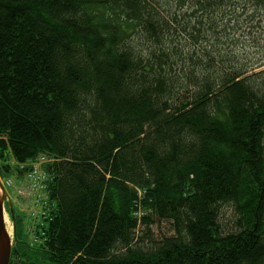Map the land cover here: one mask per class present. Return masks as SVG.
Returning <instances> with one entry per match:
<instances>
[{
	"label": "trees",
	"instance_id": "trees-1",
	"mask_svg": "<svg viewBox=\"0 0 264 264\" xmlns=\"http://www.w3.org/2000/svg\"><path fill=\"white\" fill-rule=\"evenodd\" d=\"M248 12L0 0V179L42 174L8 264H264V69L225 50Z\"/></svg>",
	"mask_w": 264,
	"mask_h": 264
},
{
	"label": "rangeland",
	"instance_id": "rangeland-1",
	"mask_svg": "<svg viewBox=\"0 0 264 264\" xmlns=\"http://www.w3.org/2000/svg\"><path fill=\"white\" fill-rule=\"evenodd\" d=\"M239 19L240 22H237V27L235 28V30L237 28L238 30H234L235 32L232 33L233 39L226 40L225 50L227 52H235L242 60L246 59L247 63H255L253 71L262 70L264 69V19L258 20L255 16H251V12L245 13V15L240 16ZM41 177V173H38V175H29L27 178L28 185H25V182L24 184L13 183L14 185H12V182L10 184L8 181L10 184L9 189H6L7 186H4L2 179H0V182L6 190L7 198L16 206L19 211L27 214L26 211L32 209L35 202L27 199L26 197H29L31 194L30 192L24 191H37L39 189L38 182H40L41 185ZM17 195H21L22 198L18 197ZM6 207L7 205L5 204V217L8 225L10 226L9 233L11 239H13V230L11 228L12 222ZM26 221L28 222V225L31 224V221H29L28 218H26ZM164 227L166 228L167 226H163V228ZM29 234H31L29 235L30 237L35 235H33L31 231Z\"/></svg>",
	"mask_w": 264,
	"mask_h": 264
},
{
	"label": "water",
	"instance_id": "water-1",
	"mask_svg": "<svg viewBox=\"0 0 264 264\" xmlns=\"http://www.w3.org/2000/svg\"><path fill=\"white\" fill-rule=\"evenodd\" d=\"M5 204L10 209L11 203L7 198V193L0 182V264H8L13 241L5 226ZM13 230V225H12Z\"/></svg>",
	"mask_w": 264,
	"mask_h": 264
},
{
	"label": "bare ground",
	"instance_id": "bare-ground-1",
	"mask_svg": "<svg viewBox=\"0 0 264 264\" xmlns=\"http://www.w3.org/2000/svg\"><path fill=\"white\" fill-rule=\"evenodd\" d=\"M5 217V216H4ZM5 226L8 232H10V226L7 223L6 217H5ZM11 228H12V224H11ZM10 234V233H9Z\"/></svg>",
	"mask_w": 264,
	"mask_h": 264
},
{
	"label": "built area",
	"instance_id": "built-area-1",
	"mask_svg": "<svg viewBox=\"0 0 264 264\" xmlns=\"http://www.w3.org/2000/svg\"><path fill=\"white\" fill-rule=\"evenodd\" d=\"M3 184H4V186L6 187V186H8L9 183H8V181H3ZM4 186H3V187H4Z\"/></svg>",
	"mask_w": 264,
	"mask_h": 264
}]
</instances>
